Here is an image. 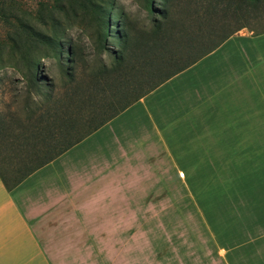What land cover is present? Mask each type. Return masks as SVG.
Returning <instances> with one entry per match:
<instances>
[{
  "label": "crops",
  "instance_id": "1",
  "mask_svg": "<svg viewBox=\"0 0 264 264\" xmlns=\"http://www.w3.org/2000/svg\"><path fill=\"white\" fill-rule=\"evenodd\" d=\"M150 160L202 177L228 250L264 240V32L239 30L13 189L0 177V264H95Z\"/></svg>",
  "mask_w": 264,
  "mask_h": 264
},
{
  "label": "rangeland",
  "instance_id": "2",
  "mask_svg": "<svg viewBox=\"0 0 264 264\" xmlns=\"http://www.w3.org/2000/svg\"><path fill=\"white\" fill-rule=\"evenodd\" d=\"M145 1L112 0L108 10L141 21ZM93 10L83 0H0V157L9 160L30 151L48 136L49 125L34 128L43 121L39 107L46 103L40 105L43 98L29 87L28 75L34 70L57 82L62 78L58 59L44 43L52 36L73 48L84 45L92 53L104 29ZM119 21L118 16H110L111 24ZM253 26L264 29V24ZM86 35H92V42ZM32 63L37 64L34 69ZM88 107L81 104L78 111ZM148 162L157 174L140 179L143 188H131L130 217L123 224L124 231L115 233L113 239L99 237L95 264H264V240L249 241L233 250L223 245L203 212L201 176H184L181 169L175 173L163 161Z\"/></svg>",
  "mask_w": 264,
  "mask_h": 264
},
{
  "label": "trees",
  "instance_id": "3",
  "mask_svg": "<svg viewBox=\"0 0 264 264\" xmlns=\"http://www.w3.org/2000/svg\"><path fill=\"white\" fill-rule=\"evenodd\" d=\"M83 1L94 6L104 29L92 53L81 44L66 45L56 35L44 41L58 59L62 78L57 82L33 70L27 82L43 98L40 105L46 103L39 107L43 121L34 128L49 125L51 130L30 151L9 160L0 157V177L8 190L239 30L264 32L253 26L264 24V0H146L141 21L108 10L112 0ZM112 14L120 18L118 23H110ZM86 38L92 42V35ZM31 65L34 69L37 64ZM86 103L88 109L78 111Z\"/></svg>",
  "mask_w": 264,
  "mask_h": 264
}]
</instances>
